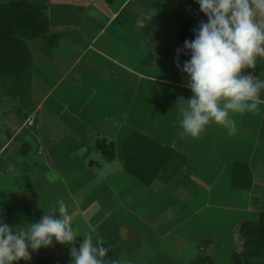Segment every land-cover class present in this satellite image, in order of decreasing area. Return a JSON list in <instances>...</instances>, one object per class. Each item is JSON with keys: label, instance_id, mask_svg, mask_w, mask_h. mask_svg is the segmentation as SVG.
Listing matches in <instances>:
<instances>
[{"label": "crops", "instance_id": "1", "mask_svg": "<svg viewBox=\"0 0 264 264\" xmlns=\"http://www.w3.org/2000/svg\"><path fill=\"white\" fill-rule=\"evenodd\" d=\"M28 1L45 4L49 31L64 33L50 55L42 52L43 44L34 46L42 52L37 53L43 61L40 64L43 73H38V78L37 51L32 53V103L36 110L41 109V114L49 110V117L45 113V118L38 119V153L39 149L42 154L45 150L46 168L58 169L60 179L49 181L46 188L36 187L31 170H25L27 173L9 177L12 191H8L3 188L4 175L0 176V201L9 209H16L17 198L20 201L34 198L40 189L39 194L44 196L47 193L48 210L63 200L72 215L73 227L78 225L81 235L69 244L54 242L58 251L70 253L72 246L78 248L82 243L84 234H90L94 245L99 240L108 249L106 257H97L106 264L108 260L115 264H156L158 261L166 264L164 251L158 249L161 246L158 241L162 242L164 236L179 230L163 231L162 223L168 219L167 215H162L164 211L161 209L151 208L141 216L132 211L128 215L124 213V207L137 202L131 200L132 189L139 186L137 189L145 190L161 183L138 181L133 177L135 168L132 167L138 166L137 162L133 165L129 162L125 168H113L102 175L93 173L89 168L93 161L87 163L82 158L89 151L100 152L94 148L100 139L112 142L115 155L125 154L130 156V161L137 152L141 158L156 155V168L160 174L166 172L164 167L172 166L166 168L169 179L161 184L163 191H159L162 198L157 202L161 207L171 197H178V202L193 209L196 215V207L213 204V187H218V202L229 204L227 197L221 200L223 179L229 174L227 168H244V172H249L245 168H253L249 174L251 186L245 194L237 196H243L246 202L242 200L237 204L249 206L264 202V89L260 92L261 103L257 110L243 113L229 110L228 120L235 121V134H229L227 124L215 121H210L197 137L186 134L182 128L183 111L192 95L186 74L176 66L177 49L182 48L177 37L176 16L183 9L185 0ZM71 7L75 10L71 11ZM66 16L69 18L65 19ZM71 18L73 23L69 21ZM62 19L64 23L58 22ZM138 19L143 20V27L137 25ZM179 60L182 68L185 61ZM55 79H59L58 84L52 83ZM253 79L264 80V75ZM59 88L62 93L58 98L63 100H51ZM68 94L70 97L67 98ZM57 110L61 111L60 116ZM59 117L67 121L63 128H58ZM47 141L55 145L53 152ZM93 142L95 144L92 145ZM176 142H180L179 146ZM11 145L18 152L25 150L19 143ZM125 147L128 153L121 152ZM79 151L82 154L75 155ZM56 159H59V164ZM207 168L214 174L212 179ZM240 189L236 188V191L242 192ZM122 195L128 196L129 200L123 199ZM133 215L138 216L136 219L140 223L136 236L127 231L122 235V227L126 226L124 218ZM54 216L58 218L59 213L55 212ZM119 218L124 222L120 223ZM183 232L179 234L182 238L187 236ZM150 241L154 242L150 244ZM150 246L155 255L145 258V254L152 256ZM157 254H162V257L158 259ZM166 258L168 264L176 263L170 256ZM176 264H180L179 261Z\"/></svg>", "mask_w": 264, "mask_h": 264}, {"label": "rangeland", "instance_id": "2", "mask_svg": "<svg viewBox=\"0 0 264 264\" xmlns=\"http://www.w3.org/2000/svg\"><path fill=\"white\" fill-rule=\"evenodd\" d=\"M6 1L8 0H0V3L6 2ZM31 1L42 2L44 0H31ZM69 9L71 11L75 10L73 7ZM66 18H69V17L66 16L65 19ZM69 21L71 23L74 22L73 18L69 19ZM58 22L64 23L63 19L58 20ZM75 26L76 25H74L72 28L73 33L75 31ZM69 29L70 27L66 31H68ZM39 44H43L44 46V41L42 39H39V40H35L32 42H28V47H29L31 54L37 51L35 54V56H37V53L41 52V50L39 49L36 50L35 48ZM40 57L41 55L39 54L37 56V61H36L37 62L36 65L37 67H39L36 73V78H38L37 76L38 73L39 75L43 73L42 71L43 69L41 68L42 66L40 65L41 63L43 64V61L42 59H40ZM32 67H33V63H32ZM256 67H257V62L255 61L254 66L246 67L242 71V74H249V72H251L250 75L253 78H255L253 73L256 70ZM32 77H34L33 71H32ZM67 79L70 80L69 78ZM58 81L59 79H55V81L52 83L58 84ZM61 93L62 92H60V88H59L58 91L54 95H52L53 97H51L50 99L51 100H63V99L58 98L61 95ZM68 96L70 97V94L67 95V98ZM19 107L20 105L17 100H13L11 98H5V97L1 98L0 97V176L4 175L2 179V181L4 182L3 188H5L8 191H12L11 190L12 183H11V180H9V177H12L13 175L17 173H23L25 170H31L30 174L34 178V183L36 187L41 186V188L42 187L46 188L47 184H49L50 182L59 181L60 179V177L58 176L60 175V172L58 169L49 168L47 166V168L50 169V170H47L46 163H45L46 158H44V154L46 153L45 150L43 151L44 154H42L40 149H39L40 152L38 153V147L40 146L37 140L38 138V131H37L38 130V119L45 118L46 116L45 113H47L48 115L49 110H47L48 112L42 113L43 114L42 115L40 113L41 109L39 108L36 110L35 108L34 112L30 114L29 119L23 122L21 116L18 115L17 113ZM46 107H47V103L44 104V108ZM56 113L58 116H60L61 111L57 110ZM56 113L53 112V115H55ZM40 114L41 116L39 117ZM58 121H59L58 128H63L65 125H67V121L65 120V118L59 117ZM12 143H19V146L21 144V146L26 147V149L23 150L22 153L20 150L18 152L17 148L15 149L13 145H11ZM176 143H177L176 146H179L180 142H176ZM47 144H48V147L51 146L50 151L53 152L52 149L55 147V145H51L52 143H49L48 141H47ZM93 144L95 143L93 142L92 145ZM56 147H58V145H56ZM96 147H97V151H100V152H95V151L90 152L89 151V154H85V156H83L82 158V160L87 161V163H89L90 161H93V163L90 164V167L88 165L87 166L91 170H93L94 171L93 173H95L96 175L97 174L102 175L103 172L105 173L106 171H109L113 168H125V166H127L129 162L131 163V165L137 162L140 166L139 165L133 166L132 168H135V171L132 172V174H133V177H137L138 181L139 179L142 180L143 182L155 180L162 184L165 180L169 179L168 175H166V173L167 174L169 173L167 172L166 168H172V166L170 165V166L164 167V170L166 172L164 171L165 172L164 174H160L159 169L156 168V164H157L156 155H152V157L148 156V158L147 157L141 158L142 156L140 157L139 156L140 153L137 152V155L135 157H132L134 159L131 158L132 161H130V156H125V154H122L121 156L118 155L117 157L114 153L115 150H113V153H112L113 157L111 158L106 157L105 155H103V152L100 150V147L98 145H95L94 148ZM111 151H110V154H111ZM126 151L127 149L125 147L121 152L128 153V151L127 152ZM80 152L81 151L76 152L75 155L85 153L83 149H82V153ZM159 158L160 157L158 156V159ZM174 159L178 160L176 157H174ZM58 160L59 159H56L57 164H59ZM170 160L173 161L171 157H170ZM47 161L49 162L50 160L47 159ZM146 162L148 163L147 165H145ZM31 164H35V165L40 164V165L29 166ZM80 165L78 166L82 167ZM69 168H72V167H69ZM173 169L175 170V168ZM207 169H208L207 174H209V176L212 175L210 177V179H212L214 174H211L209 172V168ZM227 169L229 170V174L226 176L225 179H223L222 188H221L222 190L221 200H225V198L227 197L228 198L227 202H229V204H220L218 202V197H220V194L217 193L218 187H213V192H212L213 201L214 202L217 201L218 204L217 202L216 204H214V202L212 201L213 204L209 206H203L201 208L196 207V210H195L197 211L196 215L194 214L193 209L191 210V208L185 206L183 202H178L177 200L178 197H171L170 200L166 201L164 205L161 207V205H159V202L157 201L160 200L159 198H162L159 191L161 190L163 191L162 189L163 184L162 185L159 184L160 186H157V183L153 182L156 185L152 188L147 187L145 190H141V189H137L139 187L138 186L137 188L135 187L136 189H132L133 196L131 197V200L135 199L137 200V202L135 204L134 202H130L131 205L124 207V209H126L124 210V213L128 215V212L132 211L133 214H137L141 216L149 212L151 208L161 209L164 212L162 213L159 211V214L162 213V215L164 216L167 215L166 218L168 219L166 220V222L163 221L162 223L161 228H164L163 231L165 232L166 230H169L168 232H171L172 231L171 229H176V228L179 229L178 231L176 230L174 233L169 234L170 236H164V240L162 242L158 241V244L161 243L160 244L161 246H159L158 249L161 251H164V256L166 260L164 261V263L168 264L166 256H170L171 258L176 260V263L177 261H179L180 264H187L190 260H192L197 255L198 246H200L201 243H203L204 241L206 242L207 240L212 239L213 242H215L216 240V243L214 245L212 244L211 247H208L205 253L212 257L213 264H230L229 261H230L231 252L237 249V245L230 231L232 232L234 226L238 223H241L246 220L256 219L260 213L264 212V202L262 204H259L257 202V204H253L249 206L239 204V203H242V200L246 202L243 196H240L239 198H237V196H239V194L240 195L245 194V192H247L246 189L249 188V186H251L250 181H249V174L251 175L253 168H245L246 170L248 169L249 172H244V168H227ZM232 169H236V170L231 172ZM254 169H257V168H254ZM210 170L212 172V168H210ZM263 170L264 168H262V171ZM24 173H27V172H24ZM262 175L264 176V174ZM4 178H8V179L5 180ZM139 184L140 183H137V185ZM146 185L148 186V183H146ZM233 186L235 188H233ZM236 188L237 190L239 188H242L240 190H243V191L238 192L236 191ZM39 192H41V189L37 192L38 195H35L34 198H31V199H22L20 201L17 198L15 201L16 205L14 204L16 209H9L6 204L0 201V214H2V218L4 219V222L9 224L10 226L26 231L30 227V224L39 222L44 215H51V214L55 215L56 211H54V207L49 210L47 209V193H45L43 196V194H39ZM164 192H165V189H164ZM1 194L2 193H0V195ZM121 197L125 200H129L127 198L128 196L122 195ZM236 198H237V201H236ZM26 201L27 203H25ZM139 202H142V203H139ZM236 202H239V203L237 204ZM169 203H170V206H167L169 205ZM137 205L139 206L138 208H137ZM112 208H114L115 210V207L113 205H111V209ZM48 211H50V213H47ZM120 212L121 210L119 211V214L121 215V217H123L124 213H120ZM137 215H133V217L130 216V218L129 217L124 218L126 222L125 224L126 226L122 227L124 229V231L121 233L122 235L127 231L128 234L132 233L136 236L137 234L136 231L138 230L139 224H140L139 220L136 219ZM162 219L164 220L163 217ZM119 220H120L119 221L120 223L124 222V221L123 222L121 221V218H119ZM182 231H184L183 232L184 234L187 233L186 234L187 236L183 238L180 237L179 234ZM151 238L153 240V237ZM217 240L219 241L217 242ZM153 242L154 241H150V244H152ZM178 242H179V245H178ZM118 247H121V245H119ZM205 247L206 246H204V248ZM150 248L152 251L153 247L150 246ZM169 248L171 250L170 252H168ZM68 253L58 251L57 256H52L51 263L52 264H70V253L69 254ZM154 255L155 253H153L152 251V256L150 254H145L143 256L145 258H148V257L153 258ZM161 257H162V254H157L158 259H160ZM18 264H32V263L30 260L29 261L21 260L18 262ZM156 264H161V261L160 262L158 261V263ZM254 264H264V259L263 260L261 259V261H258V262L256 261Z\"/></svg>", "mask_w": 264, "mask_h": 264}, {"label": "clouds", "instance_id": "3", "mask_svg": "<svg viewBox=\"0 0 264 264\" xmlns=\"http://www.w3.org/2000/svg\"><path fill=\"white\" fill-rule=\"evenodd\" d=\"M206 17L201 20L194 39L185 40L184 49L190 59L180 67L181 49H177L176 66L186 74L191 97L181 121L184 132L199 136L209 124H227L229 134H235L233 113L252 112L261 103L260 92L264 80L241 74L254 66L257 56H264V0H194ZM144 26L141 19L136 21ZM251 101V103H248ZM54 215H44L39 222L24 231L4 222L0 214V264H18L31 260V254L42 248L69 244L81 235L79 226L73 227L68 205L57 201ZM108 249L99 240L93 243L84 234L79 247L70 248V264H106L97 257H106ZM107 264H115L108 260Z\"/></svg>", "mask_w": 264, "mask_h": 264}, {"label": "trees", "instance_id": "4", "mask_svg": "<svg viewBox=\"0 0 264 264\" xmlns=\"http://www.w3.org/2000/svg\"><path fill=\"white\" fill-rule=\"evenodd\" d=\"M184 3L183 9L176 16V22L177 37L182 44L180 58L186 61L190 59V53L184 49V42L194 39V30L198 29L200 21L206 20V17L194 0H185ZM63 36L64 33L49 31L45 4L28 0H8L0 3V97L19 102L17 113L23 122L35 110L31 98L33 59L28 42L42 39V52L47 56ZM255 61L257 67L253 75L258 78L264 75V56H257ZM96 143L103 155L113 157L110 154L114 148L112 142L100 139ZM231 235L237 249L231 252L230 264H254L264 259V212L256 219L236 224ZM212 244H215L212 239L201 243L197 255L187 264H213L212 257L205 253ZM57 252L54 245L42 248L31 254L30 261L32 264H52V256H57Z\"/></svg>", "mask_w": 264, "mask_h": 264}]
</instances>
